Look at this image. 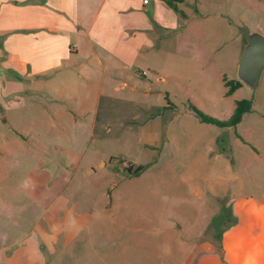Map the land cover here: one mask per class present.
Instances as JSON below:
<instances>
[{
	"label": "crops",
	"instance_id": "obj_1",
	"mask_svg": "<svg viewBox=\"0 0 264 264\" xmlns=\"http://www.w3.org/2000/svg\"><path fill=\"white\" fill-rule=\"evenodd\" d=\"M239 1L195 0L194 13L188 14L177 3L181 12L165 0H0V80L7 79L8 101L12 102L9 110L0 102V118L15 126V132L0 133V184L8 180L9 172L24 167L25 172L35 174L30 183L43 187L38 197L26 191L19 199L21 204L27 201L40 206L33 225L32 215L23 211L19 220L27 219L29 226L16 230L17 221L11 222L8 212L13 210L11 203L19 200L3 192L0 185V252L12 253L11 247L24 242L15 249L21 248L23 264H37L38 260L40 264H92L95 254L90 255L89 248L73 250L80 236L91 243L98 231L107 237L129 232L126 219L112 229L97 231L93 219L80 220L78 212L75 217L74 212L68 214L67 204L75 202L62 195L67 183L63 170L70 165L76 170L84 163L82 170L89 173L94 171L92 166L106 165L109 158L99 151L85 156L86 146L101 125L99 120L103 128L109 127L103 121L108 120L106 115L116 101L151 113L152 107L137 99L142 87L150 92L147 78H143L147 72L140 69L141 59L164 54L174 46L179 49V42L186 40L202 42L203 53L213 57L224 31L236 34L244 25L264 34V0H247L248 11L240 9ZM182 26L184 33L177 35ZM245 43L242 38L237 45V62ZM222 69L217 66L218 71ZM177 120L178 133L172 131L167 139L170 150L182 156L189 153L188 137L193 133L186 117L175 116L172 124ZM27 122L33 125L16 127ZM60 140L68 144L64 146ZM215 140L216 135L207 138L209 165L224 161L225 151L212 148ZM235 142L246 145L240 136ZM242 155L247 179H241L238 168L228 183L220 173L216 179L201 173L193 180L215 212L224 213L226 207L228 222L219 225L213 215L203 214L205 220L189 222L190 230L180 239L170 224L152 226L144 230L155 235L146 244L147 260L157 264H264V180L257 178L264 170V142H255ZM182 159L179 165L193 170L192 163ZM120 163L121 168L125 164L137 167L132 160ZM234 163L236 159L226 160L225 168L233 170ZM41 173L44 180L37 178ZM37 222L42 227L39 233L34 229ZM133 229L134 233L143 231L139 225ZM157 241L172 248L166 261L155 248ZM141 244L143 253L142 239ZM15 251L0 257V264H15L22 257L17 259Z\"/></svg>",
	"mask_w": 264,
	"mask_h": 264
},
{
	"label": "rangeland",
	"instance_id": "obj_2",
	"mask_svg": "<svg viewBox=\"0 0 264 264\" xmlns=\"http://www.w3.org/2000/svg\"><path fill=\"white\" fill-rule=\"evenodd\" d=\"M194 1L175 0V3L188 14H192L195 7ZM238 6L243 11L250 9V3L247 0H240ZM182 27L177 29V35L184 33V26ZM242 38H245L242 32L234 34L224 31L219 46L217 44L219 51L213 57L203 53L202 42L186 40L179 42V49L174 46L164 54L157 52L156 57L141 59L144 63L140 69L147 72L146 76L142 77L147 78L150 92L145 93L142 87L137 93V99L140 104L152 107L151 113L148 114L138 107L122 105L120 101H116L106 115L108 120L103 121L108 122L109 127L103 128L102 120H99L101 125L97 127L86 146L85 156H91L95 151H99L109 158L106 165L97 168L92 166L94 171L89 173L83 172L84 163H81L76 170L71 165L63 170L67 183L62 187V195H67L75 202L74 204L66 203V207L70 208L66 210L68 214L74 212L75 217L77 216L75 212H78L80 220L93 219V228L97 231L112 229L120 222L125 223L126 219L129 232L118 236L108 234L112 237H107L100 236L98 231L92 236L91 243H86L83 236H80L73 250H78V247L89 248L92 251L90 255L95 254L94 264H106L99 259V256L105 261L109 260L111 263L108 264H157L155 261L146 259V252H148L146 244L151 243L155 235L145 234L144 230H150L152 226L162 227L170 224L177 229L180 239L190 230L189 222L198 224L205 220H202L203 214L213 215L214 221L219 222V225L228 222L229 213L226 207L224 206V213L220 210L219 213L215 212L211 206L212 203L206 201L201 186L193 180L198 179L201 173L216 179L217 173H220L224 175L225 182L228 183L238 168L241 179H247V171H243L242 168L246 161V157L245 160L242 158V151L247 152L255 142L258 144L264 142V69L254 89L243 83L233 92L228 93V85L225 84L226 80L237 77V45ZM161 47L164 52V46L161 45ZM216 65L223 68L222 72L217 70ZM6 83V78L0 80V99H4L0 102L6 110H9L12 102L8 101ZM240 98H247L250 101V109L243 114L238 123L232 125L234 127L203 121L188 108V105L192 103L206 114L226 119L233 112L236 99ZM175 116L186 117L190 132L194 134L188 137L189 153L182 156L175 155L170 150L167 139L172 131L178 133L179 121L172 124ZM20 124L25 128L33 125L29 122L17 123L16 127ZM12 125V122L0 118V133L15 132V126ZM210 135H216L212 148L225 151L224 161L213 162L215 163L213 165H209L212 163L211 158L205 154L207 138ZM236 136H240L241 142H246V145L236 144ZM245 139L247 141H244ZM60 142L64 146L68 144L66 140H60ZM111 156L114 157L111 158ZM182 158L192 163L193 170L187 171L185 167L179 165V160H183ZM232 158L237 162L232 165L233 170L225 168V161H231ZM117 159L132 160L137 166H141V170L137 174L129 173L126 168L114 164L119 162ZM254 162L256 165V161ZM261 171L259 173L263 174L257 178L264 180V170ZM2 174L5 176L4 171ZM31 177L34 179L35 174L25 172L22 167L15 172H9L8 180L6 181L5 178L0 185L3 192H7L17 200L22 198L26 191L38 197L40 193L43 194V187L41 185L35 187L31 184L29 181ZM44 177L46 176L42 173L37 176L41 180H44ZM11 205L13 210L8 212V216L11 222L14 219L17 221L18 227L13 229L20 230L26 226L27 230L28 220H19L23 211L32 215L31 224L33 225L39 215V204L27 201L21 204L19 200L13 201ZM4 223V221L1 222L2 225ZM18 223L23 226L19 228ZM137 225L141 226L143 231L138 230L134 233L133 227ZM34 229L37 233L41 231L39 222ZM137 239L139 245L136 244ZM23 243L17 242L11 247L9 251L12 253L0 252L1 260L5 256L13 255L16 247L22 248ZM21 248L15 251L17 259L22 256V253H19ZM155 248L160 250L165 261L166 255L172 251L168 244L158 241ZM33 254L34 252H32V258ZM116 255L119 263H117ZM24 259L25 256H22L14 263L23 264ZM40 261L38 260L37 264H40Z\"/></svg>",
	"mask_w": 264,
	"mask_h": 264
},
{
	"label": "water",
	"instance_id": "obj_3",
	"mask_svg": "<svg viewBox=\"0 0 264 264\" xmlns=\"http://www.w3.org/2000/svg\"><path fill=\"white\" fill-rule=\"evenodd\" d=\"M240 31L244 34L246 43L239 54L237 77L254 89L264 68V34L245 25L240 27ZM116 164L123 167L120 162Z\"/></svg>",
	"mask_w": 264,
	"mask_h": 264
},
{
	"label": "trees",
	"instance_id": "obj_4",
	"mask_svg": "<svg viewBox=\"0 0 264 264\" xmlns=\"http://www.w3.org/2000/svg\"><path fill=\"white\" fill-rule=\"evenodd\" d=\"M169 5H171L173 8L178 9L177 4L175 3V0H165ZM225 83L228 85L227 92L231 93L233 92L238 86L242 85V82L235 77L231 80H226ZM188 108L201 120L208 121L215 123L219 126H232L238 123L243 114L250 109V101L247 98H240L236 99L234 110L231 113V115L226 119H219L214 116H211L209 114L204 113L202 110H200L198 107L190 103L188 105ZM114 156H111V158ZM119 162H123L124 159H117ZM129 173L137 174L141 170V166L138 165L135 168H132L131 165L125 164V167Z\"/></svg>",
	"mask_w": 264,
	"mask_h": 264
},
{
	"label": "built area",
	"instance_id": "obj_5",
	"mask_svg": "<svg viewBox=\"0 0 264 264\" xmlns=\"http://www.w3.org/2000/svg\"><path fill=\"white\" fill-rule=\"evenodd\" d=\"M143 73H145V71H142Z\"/></svg>",
	"mask_w": 264,
	"mask_h": 264
},
{
	"label": "clouds",
	"instance_id": "obj_6",
	"mask_svg": "<svg viewBox=\"0 0 264 264\" xmlns=\"http://www.w3.org/2000/svg\"><path fill=\"white\" fill-rule=\"evenodd\" d=\"M253 264H255V262L253 261Z\"/></svg>",
	"mask_w": 264,
	"mask_h": 264
}]
</instances>
